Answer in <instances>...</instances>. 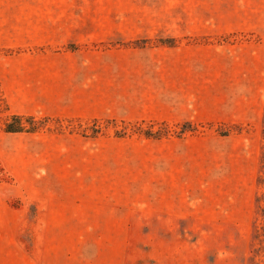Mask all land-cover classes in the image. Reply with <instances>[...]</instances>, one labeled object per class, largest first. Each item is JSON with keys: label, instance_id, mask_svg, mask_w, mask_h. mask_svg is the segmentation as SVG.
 <instances>
[{"label": "rangeland", "instance_id": "rangeland-1", "mask_svg": "<svg viewBox=\"0 0 264 264\" xmlns=\"http://www.w3.org/2000/svg\"><path fill=\"white\" fill-rule=\"evenodd\" d=\"M0 264H264V0H0Z\"/></svg>", "mask_w": 264, "mask_h": 264}, {"label": "trees", "instance_id": "trees-1", "mask_svg": "<svg viewBox=\"0 0 264 264\" xmlns=\"http://www.w3.org/2000/svg\"><path fill=\"white\" fill-rule=\"evenodd\" d=\"M22 118L23 117L16 115L13 116L11 120L5 124V132L9 134L26 132L27 127L21 123Z\"/></svg>", "mask_w": 264, "mask_h": 264}, {"label": "crops", "instance_id": "crops-1", "mask_svg": "<svg viewBox=\"0 0 264 264\" xmlns=\"http://www.w3.org/2000/svg\"><path fill=\"white\" fill-rule=\"evenodd\" d=\"M24 19H25V23L23 24V26H20V27L14 26V28L27 30L30 25L27 22L28 21V14L26 12L24 13Z\"/></svg>", "mask_w": 264, "mask_h": 264}, {"label": "bare ground", "instance_id": "bare-ground-1", "mask_svg": "<svg viewBox=\"0 0 264 264\" xmlns=\"http://www.w3.org/2000/svg\"><path fill=\"white\" fill-rule=\"evenodd\" d=\"M29 36V35H28Z\"/></svg>", "mask_w": 264, "mask_h": 264}]
</instances>
